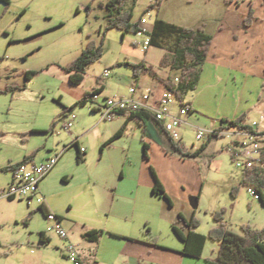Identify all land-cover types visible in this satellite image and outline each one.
Here are the masks:
<instances>
[{
  "label": "rangeland",
  "instance_id": "rangeland-1",
  "mask_svg": "<svg viewBox=\"0 0 264 264\" xmlns=\"http://www.w3.org/2000/svg\"><path fill=\"white\" fill-rule=\"evenodd\" d=\"M110 1L11 0L9 6L0 4V167L32 153L42 160L51 151L63 153L68 147L60 168L53 169L43 188L75 244L82 240L85 230L103 233L98 244L102 256L105 246L116 243L117 234L124 232L166 245H181L172 228L174 217L176 223L180 213L187 219L195 215L199 222L196 231L205 236L217 226L213 214L222 210L226 211L228 229L236 235H244L243 225L264 228V202L252 197L253 186L242 183L244 171L236 167L227 151L231 140L221 136L210 142L208 133L197 140L199 130L228 128V122L221 120L223 114H233L242 102V106H248L261 99L264 79L253 77L245 93L234 81L228 87L211 90L204 81L196 92L183 97V103L192 105L193 121L179 129L183 140L177 142L191 152L205 143L207 148L200 158L189 159L193 165H179L170 174V166L162 161L158 165L169 171L162 177L169 180L170 187L175 186L173 179L186 178L181 195L184 193L189 203L174 197L171 206L166 199L140 187V181L151 179L150 167L156 168L151 156L155 159L162 155L149 152V160L144 157L143 141L147 137L137 121L130 120L124 136L103 149L128 117L103 121L101 112L95 111L97 103L89 101L82 106L78 102L101 85L106 86L98 94L104 103L106 99L128 97L138 80L129 64L140 63L145 56L157 72L176 73L159 66L165 49L150 45L144 51L146 34L123 37L121 30L113 29L105 34L103 57L86 69L82 84L70 82L65 68L81 56L90 41L102 42L105 5ZM155 2L130 1L125 9L133 12L134 21L146 20L141 26L149 30L157 19L188 28L205 25L213 30L228 7L237 16H248L251 10L254 18L264 22V0H163L159 8L150 9ZM107 71L109 78L104 77ZM27 73L33 76L28 79ZM142 77L148 95L158 80L149 74ZM66 107V114L73 112L77 117L70 129L65 123L71 116L59 121ZM215 120L220 125L212 130ZM76 140L86 150L84 159L78 158L75 146L70 148ZM0 177L2 190L10 176ZM235 187L239 189L236 199L232 196ZM38 207L36 201L29 205L19 199L0 200V264H72L65 253L68 240L50 230V222ZM31 212L34 214L26 223ZM41 233L51 242L41 243ZM218 250L219 243L208 239L203 258L215 260Z\"/></svg>",
  "mask_w": 264,
  "mask_h": 264
},
{
  "label": "trees",
  "instance_id": "trees-1",
  "mask_svg": "<svg viewBox=\"0 0 264 264\" xmlns=\"http://www.w3.org/2000/svg\"><path fill=\"white\" fill-rule=\"evenodd\" d=\"M136 3L138 0H111L105 5L106 14V29L103 34L102 42L100 44L95 41H90L86 48L82 51L81 56L70 63L65 71L70 74V82L74 85L82 84L86 69L94 63L101 60L104 54V38L105 34L110 30L118 29L123 32V37L126 34H139L144 31L141 27L143 19L139 21H134V15L131 10H126L125 6L128 2ZM163 0H156L154 4L150 5V9L159 8L162 5ZM11 0H0V4L9 6ZM104 8L103 5H101ZM253 12L250 11L249 15L245 19L244 26L247 28L253 22ZM146 36L150 38V45L152 47L165 49L166 53L161 59L160 67H165L171 69L172 71L179 72V82L177 86L174 84V79L168 80L165 85L166 88L175 89L177 97L182 102V98L190 91L196 90L198 83L201 79V74L203 67L206 64L208 53L212 45L213 36L209 34L204 26L199 28H188L182 27V25H177L173 23H168L163 19L155 20L152 31H145ZM135 73V77L140 79L142 75L149 74L151 77L157 78L156 72L150 68V66H145L144 63L140 64H129ZM33 76L32 73H27V78L30 79ZM103 90H95L93 94H86L84 99L80 100L78 104L85 106L89 102V97L94 94H98ZM68 107L65 108L61 119L63 121L69 118L71 114L66 116ZM97 111V110H95ZM119 116L128 117L127 123L122 126V128L117 132L112 139L108 140L105 147L110 146L115 140L120 139L124 136L126 126L130 120L137 121L141 124L143 128L144 135L146 136V126L149 123L159 124L154 115L149 112V110H138L137 112H131L126 114L124 112L120 113ZM244 117H239L237 120L228 122L229 128L239 127V129H248L247 125H244ZM224 122V121H223ZM57 121L53 123L55 126ZM225 123V122H224ZM162 127V126H161ZM163 129V127H162ZM164 131V130H163ZM169 138V148L168 152L172 155H178L181 159H196L199 158L207 146V143L203 144L195 152L188 151L183 145L178 144L171 136ZM212 138L210 139L211 142ZM72 146H76L78 150V158L84 159V154L78 140L74 141ZM143 148L145 153V158L149 160V147L148 144L143 141ZM36 156V153H32L29 156H25L22 162H30ZM21 162V163H22ZM20 163V164H21ZM18 165H9L0 169V173L13 171ZM151 176L154 180V187L152 189L155 195L166 199L169 205L172 206V199L168 196L164 189L160 178L157 175L156 169L151 166ZM242 183L246 186H253L261 194V200L264 202V169L260 167H255L254 169H248L244 171ZM238 188L232 189V196L236 199ZM39 211L43 212V215L47 218L48 210L44 207H38ZM31 212L27 218V222L31 219ZM226 211H218L213 214L214 221L217 226L214 227L208 236L198 233L196 229L199 226V222L195 215L192 218L186 219L183 214L179 215L178 221L173 223L172 228L175 237L184 243V249H182V254L190 256V258L200 259L203 257L204 249H206V244L208 239L216 241L219 243L218 255L215 260H207L208 264H264V228L256 229L252 228L250 225H243L242 230L244 235H236L230 231L226 224ZM59 218V217H58ZM59 223H61V218H59ZM102 232L99 230H90L83 233V238L88 242H99ZM41 243L47 244L51 242V239L46 236L45 233H41ZM153 243H157L156 240H151Z\"/></svg>",
  "mask_w": 264,
  "mask_h": 264
},
{
  "label": "crops",
  "instance_id": "crops-1",
  "mask_svg": "<svg viewBox=\"0 0 264 264\" xmlns=\"http://www.w3.org/2000/svg\"><path fill=\"white\" fill-rule=\"evenodd\" d=\"M229 9L230 8L228 7L225 16L221 19V22H219V25L216 29L212 30V29H208L207 27L205 28V25H199L198 27L196 26V28L204 26V29L213 36L212 37L213 40H212L210 52L208 53L206 64L203 67L200 82L198 83L196 90H193L192 92H196L199 85H201L204 81H206V83H209L208 89L210 90L214 88H219L220 86L228 87L229 83L234 81L236 83L241 84V87L245 93V90L247 89L248 84L250 83V80L253 77L264 79V22L258 20L257 18H254L250 26L246 28L244 26L245 19L247 17L246 14L241 13L239 16H237L233 8L230 10ZM250 11L251 10H249V13ZM142 29L145 31L153 30V29L152 30L145 29L143 27ZM148 50H146L145 52H147ZM165 53L166 51L164 52V54ZM138 63L139 62H136V64ZM140 63H144L145 66H150V68H152L156 72V74L158 75V77L156 78V80H158L157 85L154 87V89L150 90L148 95L145 94V90L143 89L142 86V80H143L142 77L143 75H142L141 76L142 78L140 77V79L135 80L136 93L131 94L130 92L129 96L125 98H134V100L146 106H149L150 109H154L157 107L158 100L160 96H162L164 90L166 89L165 83L170 79H174L178 77L179 72L176 71V73L171 74L162 70V72L159 73L155 70L154 66L150 64L146 56L144 59L140 61ZM98 89L105 91L106 86L101 85V87ZM187 94H189V92ZM82 96L80 97V99L82 98ZM96 103L98 105V108L102 106L104 107L105 105V103L102 102L100 99ZM184 104H187L190 107V112H188V114L182 118L184 122L182 127L189 125L193 121V116L190 113L194 112L193 108H191L192 105H190L189 102L186 103V101H184ZM242 105L240 104L239 109L235 111L233 114H227V115L223 114L221 116V120L224 122H231L237 120L239 117L240 118L244 117L245 119L243 122L244 125H252L255 122L259 124V126L262 129H264V94L261 97V99H258L256 103H253L248 106L247 105L242 106ZM175 106L173 107V111H172L173 113L179 112V106H178V111L175 110ZM96 110L98 111V109ZM70 113L71 112L67 113L66 116H68ZM126 123L127 120L125 124ZM219 125H220L219 121L215 120V122L213 123V128L211 129L213 130L219 128ZM161 126L162 125H159L157 123L155 124L149 123L148 126H146V131H145L147 137L146 143L148 144L149 152L152 155L155 152L159 153V155H162V157H158L155 159L151 156L152 163L156 165L155 166L156 167L155 169L157 171L156 173L160 178L162 184L164 185V189L168 194V196L171 199H173L174 197L175 198L180 197L183 199V201H188L184 193L183 195H181L182 194L181 188H183L187 182L186 178L179 177L173 179L174 182H176L175 186L173 185L172 187H170L168 185L169 178H167L168 181H165V179H163L164 177L163 175H165L167 171L162 167V165L159 166L158 163L162 161L166 166H170V172L168 171L170 174L172 172V169L177 170L179 165L181 166L193 165V161L189 159L188 160L178 159V157L170 155L169 153L164 151L163 147L167 149L169 148V138H168L169 135L163 131ZM179 137L181 140H183V137L180 135V131H179ZM73 147L74 146L70 148ZM81 149L83 148L81 147ZM61 152L62 150L55 151V153L54 152L52 153L51 151L42 160H40V158L39 159L34 158L32 162H35L37 164L39 163L42 164L51 157H53L55 154L57 155L60 154ZM66 152L67 149L65 150L64 154ZM63 155L61 156L57 166H55L54 169H58V167L60 168ZM23 158L24 155L18 161H11L6 166L0 167V169L3 167H7L9 165L10 166L18 165L22 162ZM51 172L40 184V187L43 195L46 197L45 200L48 210L54 212V215L57 216L58 213L55 210L54 206L49 202L48 196H46V189L43 188V186L48 183L49 175L51 174ZM8 173L10 176V180L4 186L5 188L3 187V189H6L13 182V171L0 173V175L8 174ZM140 185H141L140 187L142 188L145 187L146 189L152 191L154 187V180L152 177L151 179L148 180L144 179V181H140ZM152 194L155 195L153 191ZM174 200L175 199L172 200L173 203ZM29 205H31V203ZM174 220L175 217L172 221L173 223H175ZM61 225L64 228L63 219H61ZM87 231L90 230H85V232ZM81 235H83V233ZM117 235L118 238L115 237L118 240L116 243L111 242V244L105 246L103 256L106 257L102 256L100 247L98 245L101 239L99 240V242H88L83 238V236H81L82 240H78L77 244H75L73 240L69 238L65 245H67L68 242H72L78 247L81 254V258L83 260L82 264H208L206 259L203 257L200 259H195V258H190V256H186L182 254L181 253L182 249H184V243L182 241H180L181 245L175 246V245H166L160 243L157 239H156L157 243H153L151 240L154 239L148 240L143 237H134L133 235H129L128 233L125 232L123 234H117Z\"/></svg>",
  "mask_w": 264,
  "mask_h": 264
},
{
  "label": "built area",
  "instance_id": "built-area-1",
  "mask_svg": "<svg viewBox=\"0 0 264 264\" xmlns=\"http://www.w3.org/2000/svg\"><path fill=\"white\" fill-rule=\"evenodd\" d=\"M146 20H142L145 23ZM146 34L145 30L141 31L139 36ZM150 47V38L146 36L144 42V51ZM105 78L110 77V73L107 71L104 75ZM179 78L174 79V84L177 86ZM131 94L136 93V88L130 90ZM175 89L166 88L158 100V105L154 109H150L134 98H110L106 99L104 107L98 108L101 112L103 121H113L120 113L124 112L129 114L131 112H137L138 110H149L155 119L162 124L163 130L166 134L171 136L174 140H179V129L183 126L184 122L182 118L190 112V107L177 97ZM99 95L94 94L89 97V100L96 103L99 100ZM179 106V112L173 113V107ZM76 115L71 112L70 127L76 121ZM248 129L234 128H222L214 131L199 130L197 140L201 141L208 133L211 138H218L221 136L228 137L231 140L227 151L231 154L232 160L239 170L246 171L248 169H254L260 167L264 169V129L259 124L253 123L247 125ZM83 152L86 150L82 149ZM61 154H55L53 157L45 161L44 163L35 162H22L19 166L13 170V182L6 189L0 190V200L8 198L9 200L19 199L28 201L30 204L32 201H36L39 207L46 206V197L41 191L40 184L57 166ZM255 188V187H254ZM252 197L256 200L261 199V194L255 190H250ZM47 219L50 222V230H53L58 234L59 230V218L54 215V212L48 210ZM69 235L67 232V240ZM67 258L72 264H82V258L78 247L72 242H68Z\"/></svg>",
  "mask_w": 264,
  "mask_h": 264
},
{
  "label": "bare ground",
  "instance_id": "bare-ground-1",
  "mask_svg": "<svg viewBox=\"0 0 264 264\" xmlns=\"http://www.w3.org/2000/svg\"><path fill=\"white\" fill-rule=\"evenodd\" d=\"M70 116H71V115H70ZM70 116H69V117H70ZM70 123H71V120L68 121L67 123H65V127H66L67 129H70V128H71V127H70ZM66 149H67V148H65V150H66ZM65 150H64V152H65ZM64 152L61 154V156L64 154ZM58 235H59L61 238L67 240V232L65 231L64 228H62L61 223H59ZM65 253H66V257H67V248H66V245H65Z\"/></svg>",
  "mask_w": 264,
  "mask_h": 264
}]
</instances>
